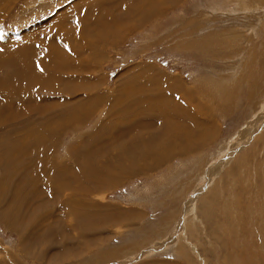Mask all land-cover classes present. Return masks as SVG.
<instances>
[{"label":"rangeland","instance_id":"rangeland-1","mask_svg":"<svg viewBox=\"0 0 264 264\" xmlns=\"http://www.w3.org/2000/svg\"><path fill=\"white\" fill-rule=\"evenodd\" d=\"M0 42L66 66L0 104V264H264V0H0Z\"/></svg>","mask_w":264,"mask_h":264},{"label":"bare ground","instance_id":"bare-ground-1","mask_svg":"<svg viewBox=\"0 0 264 264\" xmlns=\"http://www.w3.org/2000/svg\"><path fill=\"white\" fill-rule=\"evenodd\" d=\"M93 9V8H92ZM89 11V10H88ZM99 20V19H98ZM96 24V22L94 23V25ZM54 28V27H53ZM44 32V31H43ZM40 35H41V32H40ZM77 35V34H76ZM1 44V42H0ZM47 45V44H46ZM42 46V48L40 47V49H38V51L41 53V51H43V53H37V52H34L35 53V56H33V50L34 48H31L30 46H33L35 47L34 45H30L29 43H27L23 48L19 49L17 52L14 51H10L8 52V59L7 58H4V53L0 54V98H1V101H0V104L1 105H9L11 103V101H14L13 100V94L14 93H17V95L19 96V98L15 99L16 101H19V103L24 101L23 99H21L22 97V93L26 92L27 91H31L33 89H37V88H40L46 81V77L43 75V74H54V75H58V82L60 83L61 82V74L62 73H65V70H66V66L64 67V65L62 64L64 60L61 59V53L58 52L57 50V45L53 44L51 46ZM1 46V45H0ZM48 47V49H47ZM59 49V48H58ZM12 50V49H11ZM8 51V50H7ZM12 52V53H11ZM6 53V52H5ZM11 53V54H10ZM76 63V62H75ZM57 70L58 72L56 73L55 70ZM148 70L146 71L145 74H143L144 77H146L147 74H151L152 76L148 78L150 80H154V82H150L151 85H148L149 88H151V86L153 87V84L154 86H157V83L159 82H156L155 80H158V76L156 75H159L155 72V70H152V69H149L147 68ZM153 72H155L156 75H153ZM165 80H167L166 78H164ZM162 81V80H161ZM64 82V80H63ZM164 82V81H163ZM65 83V82H64ZM153 83V84H152ZM163 83H160V85L158 86L159 88L162 87ZM32 85V86H31ZM35 87V88H33ZM138 87V86H137ZM155 88V87H154ZM121 89H123L121 87ZM124 90V89H123ZM122 91V90H121ZM124 92V91H122ZM121 92V93H122ZM127 92V91H125ZM24 93V95L26 94ZM31 93V92H30ZM30 93H27V94H30ZM13 95V96H12ZM12 96V97H10ZM16 96V95H15ZM32 95L30 94V97ZM24 97V96H23ZM122 97V95H121ZM123 97H125L123 95ZM132 97V95H131ZM135 97V96H133ZM26 98V96H25ZM136 98V97H135ZM138 98V97H137ZM8 99L10 100L8 102ZM19 99V100H18ZM32 102H36L35 99L32 97ZM129 98L127 97V100ZM145 99L142 98V96H140L138 98V101L136 100V107L138 106H141V101ZM131 100V99H129ZM135 100V99H134ZM144 101V100H143ZM21 102V103H22ZM31 102V104H32ZM126 102V101H125ZM13 103V102H12ZM20 103V104H21ZM24 103V102H23ZM128 104H131L132 102L128 101L127 102ZM135 104V103H134ZM15 105V103H14ZM33 105V104H32ZM115 104H112L111 106L113 107ZM11 106V105H10ZM22 106V105H21ZM36 105H33L32 107H35ZM24 107V105H23ZM115 107H118V106H115ZM114 107V108H115ZM128 107V106H126ZM2 109H5V108H2ZM121 110V109H120ZM111 111V109L109 110ZM112 112V111H111ZM155 112L157 113L158 116L162 117V118H159L160 121L164 119V117L166 118L165 120H168L171 118V115H168L170 113H164L162 112L161 110L159 109H155ZM116 114V112H113ZM129 113V107L128 108H125V109H122V115L123 117L125 118L126 115H128ZM154 113V111H153ZM119 114L120 111H119ZM125 114V115H124ZM154 115V114H153ZM156 115V114H155ZM154 115V116H155ZM156 115V116H157ZM119 116V115H118ZM157 116V117H158ZM122 118V117H120ZM12 119L13 120V117H9V120ZM9 120H8V124H9ZM152 121V120H151ZM172 121V120H171ZM11 123V122H10ZM168 123V122H167ZM174 123V122H173ZM169 124H170V121H169ZM164 129V128H162ZM43 127L40 128V131L42 132H46ZM47 134V133H46ZM42 137L45 136L44 133H41ZM48 135V134H47ZM43 139V138H42ZM41 139V140H42ZM40 143V141H39ZM41 144V143H40ZM169 149H172L169 147ZM5 154H9L8 151H5ZM19 162L21 163V161L19 160ZM18 165L19 163H13L11 165V168H10V172L7 174L6 173V176H9L10 175H15V178H16V173L15 171L17 172V168H18ZM113 165V164H112ZM111 166V165H110ZM109 166V167H110ZM114 166V165H113ZM116 166V165H115ZM20 167V166H19ZM117 167V166H116ZM115 167V169H117ZM120 168V167H119ZM110 169V168H109ZM25 170V169H24ZM120 170V169H118ZM20 171V170H19ZM92 172V171H91ZM21 173V172H20ZM94 173V172H93ZM25 174L26 173H23L21 176L23 177V180H20L19 182V188H21V184L24 186V188L28 187V182L25 180ZM95 174V173H94ZM96 175V174H95ZM20 177V175H19ZM8 178V177H7ZM13 178V180L15 179ZM12 180V179H11ZM17 182V181H15ZM97 182V181H96ZM4 183V182H3ZM14 183V182H12ZM1 184H2V181H0V187H1ZM95 184V183H94ZM28 189H31V188H28Z\"/></svg>","mask_w":264,"mask_h":264},{"label":"crops","instance_id":"crops-1","mask_svg":"<svg viewBox=\"0 0 264 264\" xmlns=\"http://www.w3.org/2000/svg\"><path fill=\"white\" fill-rule=\"evenodd\" d=\"M19 189V188H18ZM15 190V189H14ZM21 191V190H20ZM17 207H20V206H17ZM11 208V207H10ZM14 221H17V220H14ZM38 239V237L36 236V234L35 235H32L31 236V238H30V243L33 245V243L34 242H36L35 240H37ZM19 252H21V251H19ZM19 262V261H18ZM35 263H33V264H36V263H39L40 261H34ZM1 264H3V263H1ZM19 264H21V263H19Z\"/></svg>","mask_w":264,"mask_h":264}]
</instances>
